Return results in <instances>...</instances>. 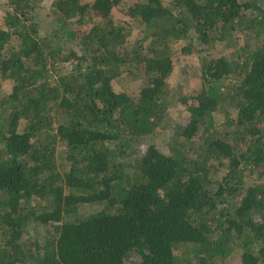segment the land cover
Wrapping results in <instances>:
<instances>
[{
  "label": "trees",
  "instance_id": "16d2710c",
  "mask_svg": "<svg viewBox=\"0 0 264 264\" xmlns=\"http://www.w3.org/2000/svg\"><path fill=\"white\" fill-rule=\"evenodd\" d=\"M42 1L0 0V264H264V0Z\"/></svg>",
  "mask_w": 264,
  "mask_h": 264
},
{
  "label": "rangeland",
  "instance_id": "374dc122",
  "mask_svg": "<svg viewBox=\"0 0 264 264\" xmlns=\"http://www.w3.org/2000/svg\"><path fill=\"white\" fill-rule=\"evenodd\" d=\"M136 0H126L125 3L121 5L118 11L114 13L115 19L120 21H128V17L124 16V11L126 8H128L131 3H133ZM144 1V0H142ZM163 1V4L166 6L169 4L170 0H161ZM51 0H43L41 7L38 8L36 13V19L40 22H45L47 20L48 15V8L50 6ZM0 23H1V14H0ZM130 25L134 27L133 31H131L130 41L132 42L136 37L140 36V30L141 28H137L135 24L130 22ZM215 52L219 53L220 48L216 49ZM227 54V50H225ZM199 73H198V64L196 62V58L194 56H178L176 61L174 62V68L169 76V79L167 81L168 83V90L170 92H175L176 89L180 88V92L187 89L188 87H193L199 84ZM3 81V87H5V90L8 91L10 88V82L6 80ZM144 81L142 78L139 77L138 74H134L133 77L125 78L124 76L121 78H118L117 81L113 83L114 91L119 93H128V94H134L137 93L138 90L142 87V84ZM173 113L171 111L169 120L167 122V126H163L162 129L158 130L154 137L156 138L158 145H161L164 148L165 141L166 142H172L171 141V135L173 132V126L177 123H184L186 117H188L186 111L184 109L178 108L174 106ZM177 110V113L175 112ZM223 122V116L217 115L216 116V124L220 125ZM84 207V206H83ZM81 207L79 209L80 213H83L86 211L85 208ZM94 210V208L91 207V209H88L89 212ZM34 232V231H33ZM43 231L38 230L36 231V235L40 238Z\"/></svg>",
  "mask_w": 264,
  "mask_h": 264
}]
</instances>
